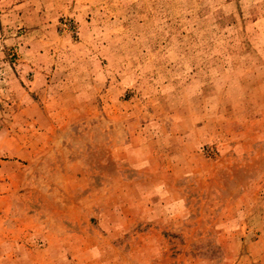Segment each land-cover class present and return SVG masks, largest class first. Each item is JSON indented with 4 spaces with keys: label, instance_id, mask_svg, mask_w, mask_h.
Returning a JSON list of instances; mask_svg holds the SVG:
<instances>
[{
    "label": "rangeland",
    "instance_id": "374dc122",
    "mask_svg": "<svg viewBox=\"0 0 264 264\" xmlns=\"http://www.w3.org/2000/svg\"><path fill=\"white\" fill-rule=\"evenodd\" d=\"M0 264H264V0H0Z\"/></svg>",
    "mask_w": 264,
    "mask_h": 264
}]
</instances>
